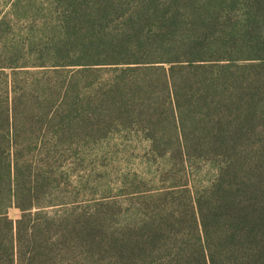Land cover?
I'll use <instances>...</instances> for the list:
<instances>
[{"label": "trees", "instance_id": "trees-1", "mask_svg": "<svg viewBox=\"0 0 264 264\" xmlns=\"http://www.w3.org/2000/svg\"><path fill=\"white\" fill-rule=\"evenodd\" d=\"M0 5V264H100L96 249L103 264H264V0ZM75 65L111 72L110 98L141 100L161 156L171 149L183 169L216 155L202 185L185 175L144 190L119 234L101 232L110 240L50 214L66 196L43 190L48 127L59 143L72 129L62 100Z\"/></svg>", "mask_w": 264, "mask_h": 264}, {"label": "rangeland", "instance_id": "rangeland-1", "mask_svg": "<svg viewBox=\"0 0 264 264\" xmlns=\"http://www.w3.org/2000/svg\"><path fill=\"white\" fill-rule=\"evenodd\" d=\"M94 66L75 65L69 71L72 88L62 101L64 108L73 110L72 129L68 139L59 143L50 133L55 127L46 128L51 155L46 156L49 184L43 190L52 196H66L65 206H53L48 209L50 214L56 208L58 213H71L77 224L85 226L86 220L90 231L98 229L102 236L101 232L119 234L123 230L128 211L141 207L139 196L144 190L158 192L175 180L181 182L185 175L194 179L193 184L202 185L214 173L216 155L194 156L183 169L172 158L171 149V158L168 152L161 156L162 150L159 153L151 146L143 130V114L133 110L141 100L122 95L110 98L111 72ZM157 105L159 111L164 107ZM7 213L16 218L19 209L11 206ZM135 215L140 216V210ZM108 233L101 239L110 240ZM99 251L96 249V257L103 264L100 260L106 262L109 254L104 253L102 259ZM86 257L79 264H96ZM76 258L82 259L83 254L77 252Z\"/></svg>", "mask_w": 264, "mask_h": 264}]
</instances>
